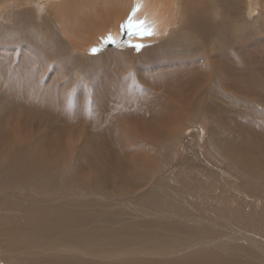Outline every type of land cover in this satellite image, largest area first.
I'll return each mask as SVG.
<instances>
[{
	"label": "bare ground",
	"instance_id": "6f19581e",
	"mask_svg": "<svg viewBox=\"0 0 264 264\" xmlns=\"http://www.w3.org/2000/svg\"><path fill=\"white\" fill-rule=\"evenodd\" d=\"M17 1L19 2L21 0H14L13 3L11 0H0L1 19L12 18V21L13 18L16 19L11 11L15 8H11L9 5L13 6ZM132 2L133 0H35L33 3L38 5L37 8L43 9L45 7L47 9L50 13L48 17L53 18L52 20H54L66 35L62 34L69 42L71 48L68 47L72 49L71 51L69 50L71 53L74 49L88 51L93 48L90 46V49H88L89 46L84 47L82 45L83 43L81 44L72 38L73 33L71 31L75 29L79 32L81 28L88 29V26L84 25V23L89 22V31H91V25H94L93 28H95L102 23L100 25L102 27L101 30L107 32L110 26L109 28L106 26L111 21L114 24L116 22L120 30L119 24L128 15ZM242 3L245 8L244 11L240 12ZM34 12L36 13L37 11ZM35 15L37 16V14ZM66 15L68 17V20H66L68 25L65 26L62 24L61 26V23H63L62 19ZM139 15L141 17L146 15L150 21L154 22L158 32L156 36L143 38L152 43L143 49L144 61L142 67L143 71L147 73V75H145L146 73L144 74L146 81L143 82L145 85L143 83V86H139L136 91H130V99L128 100L126 98V103H118L113 99L115 93L112 94L109 92L108 95H105L104 99L107 102L106 105L104 104L103 106L93 108L92 113L87 115L86 119H89L91 122H88L86 127L89 125V128L91 127L92 129H89V136L86 133L83 135L86 136L84 138L82 136V138L87 141L95 140V142H85L88 148L86 149L87 157H89L90 145L94 153L93 161H95L94 163L92 161L90 166H88L89 164H85L84 168L79 167L77 171L73 170V167L70 165L72 162L69 161L72 148L77 143L73 142V131L69 126L75 122L74 118L77 115L79 116L80 113L78 111L75 112L71 108V105L73 106L75 104L74 102L68 103L67 101L64 103L66 97L71 96L72 99V92L70 91L69 95L63 93L65 95L63 96V100L55 93L49 99V104H45L41 99V97L44 98V89L41 88L42 86L38 79L43 68H49L45 61H48V63H53L54 61L56 63L60 60L61 53L59 54V50L64 48L62 45L66 41L64 40V42L60 36L58 38L54 35L53 37L56 39L50 36L51 31L47 29V25L49 24L46 20H42L41 22L37 20L40 23L38 25L33 23L32 28L34 31L30 37L24 36L25 38L10 39V47L17 48V45L24 42L27 47L30 46V49L34 51L30 54L29 58L34 59L44 54V59L36 58L33 63L29 64L26 52L20 58H16L13 54L14 52H12V55L9 56L10 58L8 57L9 59H13L12 62L10 61L12 65L8 61L0 60V87L3 86L2 92L4 91L2 94L3 97H0V99L4 100L5 103L0 113V192L3 191V196L9 197L10 195H5V193L10 192V190L17 191L18 196L21 194L19 196L20 201L18 202L34 204L31 201L33 198L29 196L31 194L43 198L49 190H53L51 195L58 192L68 194L73 193V191L84 192L90 188L91 183H89V179L94 177L96 173H100L98 170L94 174L89 172V168H92L93 164L103 173H107L105 170H109L110 172H115L118 177L127 178V181L132 180L131 177L135 176L136 179H133V187L139 186L140 183L145 184L143 180H149L152 173L156 174L159 170L160 173L164 171L162 163L159 161L161 159L163 161V158L166 159V156L174 153L176 148L174 147L175 142L183 138V135H181V139L179 138L180 132L182 130H188L191 127L189 125L193 124L199 114L203 120L207 118L205 123H207V128L210 129L214 123L219 122V114L224 116L225 113L223 114V112H227V110H234L240 115H247L248 120L245 123L241 121L242 125L239 123L235 125V122L232 128L237 130V134H235V137L230 135L233 141L221 142L223 144L215 142L219 145L217 149L220 147L221 149L219 151L221 150L229 161L241 165L243 168L245 167L246 177L253 184L260 178L259 175L262 173L259 171V174H257L256 171L259 168L264 169V167H261L262 164H260L259 159L256 160L254 158L257 162L247 163V166L243 164L246 160L247 153L244 147L247 146L249 149L263 151L264 115L260 118L253 108H247L248 113H246L247 110H243V107H246V100L250 101V98L264 99V0H229V2L226 1L223 8L219 7L218 0H144V5ZM20 16L22 14L19 13ZM3 21L1 20L0 22L1 30H4L2 29L3 26L9 24V22L4 24ZM15 24L16 20L13 24L9 25L8 29L10 28L11 31L15 30L17 27ZM42 26H44V31L39 32L38 30ZM67 27H71L72 30L70 32L66 31L65 29ZM114 29L109 30L108 33L115 31ZM112 33H115V36L117 35V31ZM118 33L120 32L118 31ZM24 35L26 34L24 33ZM247 45L252 47H248ZM205 48H207V54L202 52V49L205 50ZM157 54H170L177 57V59H154ZM75 56L73 57L78 59L81 55H78L79 57ZM5 58L7 59V57ZM70 61L72 62V60ZM34 82H38L39 86H37L38 83L35 84ZM240 99L246 103H240ZM94 100H97V98ZM100 100L102 102L103 98ZM87 105L86 114H89L90 106L89 104ZM71 110H73L72 113H70ZM66 112L70 119L64 117L63 120L66 126H63L64 123L62 124L60 121ZM80 119L84 120V118ZM79 120L77 122H80ZM256 120L259 121L257 122ZM49 121H55L57 124H61L55 135L57 136V139H55L56 142L53 140L55 136L50 138V142H48L49 137L47 138L46 136L48 134L44 135L43 133L45 131L44 127ZM231 123L233 124V122ZM181 127L183 129L178 132L177 130ZM228 128L230 129V127H221L218 131L221 133L228 132ZM107 129L109 130L107 131ZM211 131L213 132L214 130L211 129ZM245 131H248V133ZM215 139L211 140L213 141ZM66 142H71L72 144ZM134 143L136 145L138 144L137 150L139 147H142V149L140 151L130 152L131 155L129 156H124L125 161L115 158V156L121 157V154H117L119 152L127 153V149L130 150L131 147L135 146H132ZM177 144L179 143L177 142ZM161 145L169 146L166 147L169 151H164L165 147L159 150ZM177 149L179 150V147ZM154 154H156V157ZM157 154L160 155V160L157 159V156H159ZM97 160H100L101 163H96ZM196 160L194 159L192 164ZM64 164H68L71 167ZM201 164V167L213 170L214 172L199 170L195 165L188 167L189 163L187 166L181 163L179 166H175L181 172L176 177L170 178L172 188L176 191L179 190V194L182 191V193L191 192L192 195L199 190L205 192L206 189H210L213 186V181L211 180H219L216 164L215 166L210 164L203 165V162ZM250 168H254V174L253 172H247ZM196 170H199V172H196ZM129 171L131 174L128 177L127 174ZM199 175L206 176V178L203 176L199 178ZM208 176L211 178H208ZM161 178L164 180L167 177L163 175ZM99 181H103L102 185L104 183L106 184L105 177L99 178ZM244 181L247 184L246 178ZM97 184L95 183V185ZM253 184H247V186L250 187ZM85 186L88 187L85 188ZM241 187L240 189H242ZM223 190L225 189L223 188ZM217 194L216 196H218ZM185 196L189 197V199L190 197L197 198L198 194L190 196L187 193ZM212 200L217 204L220 202L214 199ZM213 202L209 206H212V208L216 207L215 211L222 214L223 216H221L224 219L230 220L231 223H234L236 226L239 225L242 229L245 228L247 231H255V234L261 231L264 235V207H260V204L257 205L258 203H255L253 205L244 200L235 203H233L234 201L224 200L222 206L218 207ZM198 203L204 204V206L207 205L203 198H198ZM9 208L13 209L14 206H10ZM19 208L22 209L11 216L6 215L5 220L10 221L18 217L27 223H31L32 220L34 223L37 222L40 227L44 226L46 217L39 215L41 213H37V210L34 213L30 209H37L36 206H29L28 208V206L22 204L19 205ZM31 215L34 217H29ZM217 217L219 218L220 216ZM16 221L13 220V222L9 223L10 229L7 228L5 230L6 234L10 237L13 233L15 236L25 234V231L20 232L21 229L24 230L23 227H20L21 225L15 226ZM48 231H52L51 228ZM32 233L34 231H29L28 235L31 236L33 235Z\"/></svg>",
	"mask_w": 264,
	"mask_h": 264
},
{
	"label": "rangeland",
	"instance_id": "374dc122",
	"mask_svg": "<svg viewBox=\"0 0 264 264\" xmlns=\"http://www.w3.org/2000/svg\"><path fill=\"white\" fill-rule=\"evenodd\" d=\"M226 1L229 2V0H218L219 7L223 8ZM11 2L13 3L14 0H11ZM33 2H35V0H21L14 3L15 5L13 6L9 5L11 8H15L11 10L16 17V19L13 18V21L12 18H0V22L1 20H4V24L9 22V24L2 27L4 30H1L0 28V60L12 62L13 59H9L12 52H14L13 54L16 58H20L21 55L26 52L29 64L33 63L36 58H41L43 60L44 54L43 56L35 57L34 59L29 58L30 54L34 51L30 49V46L27 47L24 42L17 45V48H13V46L10 47L9 43L12 38L18 39L23 38L24 36L30 37L31 33L34 31L32 28L33 23L38 25L40 24L38 22H41L42 20L48 22L49 25H47V29L51 31L50 36L53 39H56L53 37L55 35L58 38L60 36L63 41H66H64L65 43L62 45L64 48L59 50V54L61 53L60 60L56 63H54V61L53 63H48V61L44 60L49 68H43L38 79L40 80L41 88L44 89V98L41 97V99L45 104H49V99L52 98L55 93L61 98V100H63V96H65L63 93L69 95L70 91L72 92V99L71 96L66 97L64 103L67 101L68 103L74 102L76 106L73 104V106L71 105V108L75 112L78 111V113H80L79 116L77 115L74 118L75 122L71 123V126H69L73 131V142H77L72 148L69 161L72 162L70 165L73 167V170L77 171L79 167L84 168L85 164H89L88 166H90L93 161V149L89 145V157H87L86 149L88 148L85 142H95V140L87 141L83 139L86 135L89 136V129H92L91 127L89 128V125L86 127L88 122H91L89 119H86L87 115L92 113L93 108L103 106L104 104L106 105L107 102H105L104 99L105 95H108L109 92L112 94L115 93L113 99L118 103H126L125 99H130V91H136L139 86H143V81H146V79H144V74L146 72L143 71L142 67L144 61L143 49L152 43L151 41L143 39L142 42L147 46L139 51L134 48L123 46L119 48L111 45L102 47L100 37L102 35L106 36L111 29L115 28V31H111V34L116 37L117 40L121 39V33H118V31L120 32L118 24L116 22L114 24L113 21H111L112 23L109 22L106 27L109 28L110 26V28L107 32H103V30H101L102 27L100 26L102 23L95 28H93L94 25H91V31H89L88 22L84 23V25L88 26V29L81 28L82 31L80 30L78 32V30L76 31L75 29L71 31L72 28L67 27L65 30L69 32L71 31L73 33L72 38L76 39L81 44L83 43L82 45L84 47L89 46L88 49H90V46L102 47V50L93 54L91 52L92 48L88 51L74 49L70 53L72 49H70L69 42L65 38L66 35L61 31L54 20H52L53 18L48 17V15L50 16V13L47 9L45 7L43 9L37 8L38 5ZM244 8L245 6L242 3L240 12L244 11ZM34 11L37 12L35 13ZM19 13L22 14V16L19 17ZM33 13L37 14V16ZM15 20V26L17 27L15 30L11 31L8 27L13 24ZM66 20H68L67 15L62 19L63 23H61V26L62 24L65 26L68 25ZM43 28L44 26L38 31L43 32ZM83 29L85 32H83ZM116 31L117 35L115 36V33L112 32ZM24 33L26 35H24ZM92 39H95V41ZM123 39L133 40L134 42L139 40L138 37L129 35H125ZM98 44H100V46H98ZM247 46L252 47L249 45ZM254 46H256V44H254ZM23 49H25V51H23ZM206 49L207 48H205V50L202 49V52L207 54L208 52H206ZM62 52L64 53L62 54ZM78 55H81V58ZM73 56L79 58L77 59ZM5 57H7V59ZM155 58L177 59V57L170 54H157L154 59ZM70 60H72V62ZM11 62L9 64L12 65ZM145 75H147V73ZM34 83L37 84L38 82ZM37 86H39V83ZM2 88L3 86L0 87V97H3L2 94L4 93V91L2 92ZM95 98H97V100H94ZM102 98L103 101L101 102L100 99ZM262 100L264 99L250 98V101L246 100L247 105L246 107H243V110H247L246 113H248V109L253 108L261 118V116L264 115V101ZM239 102L246 103L242 101V99H240ZM4 104V100L0 99V113L3 110L2 106L4 107ZM87 104L90 106L89 114H86L88 108ZM73 110H71L70 113H72ZM224 113V116L219 114V122L217 121L214 123L210 129L207 128V123H205L207 118L203 120L200 114L194 120L193 124L189 125L191 127L188 130H182L185 126L178 129V132L180 130L183 131H181L180 134L178 133L180 139L183 137L181 140L177 141L181 144L179 145L175 142L174 146L176 148L179 147V150H176V148L175 150L173 149L175 154L170 153L169 156L165 157L166 159L163 158L164 163L162 159L160 160V155L157 154L159 155L157 156V159L162 163L165 172L163 171L160 173L159 170V174L158 172H156V174H150L151 177H149V180H143L145 184L140 183L139 186L133 187V179H136L135 176L131 177L132 180L127 181V178L118 177L115 172L105 170L107 173H103L93 164V167L89 168L90 171H88L94 174L98 170L100 173H96L94 177L89 179V183H91L92 186H89L88 183L90 188L81 193L80 191H73V193L70 194L58 192L51 195L53 190H49L43 198L39 196L36 197L33 194L29 195L30 198L34 199H31L34 204H26L18 202L20 201L19 196L21 194L18 196L17 191L10 190V192L8 191V193H5V195L9 194V197L3 196V191H1L0 264H264V235L261 231L258 232V234L257 232L255 234V231H247L245 228L242 229L239 225L236 226L234 223H231L230 220L224 219L222 214L215 211L216 207L212 208V206H209V204L213 202L212 199H214L215 201H220L219 204L213 202L218 207L222 206L224 200H230L231 202L234 201L233 203L242 202L244 200L253 205L258 203L257 205L260 204V207H264V169L259 168L256 171L257 174H259V171L262 174L259 175L260 178L254 182V184L256 183L254 185L252 181L246 177L245 167L243 168V166L229 161L225 154L221 152V150L219 151L221 148L218 147L217 149V146L219 145L215 142L221 143L233 141L230 135L235 137V134H237V130L232 128L234 127L235 122V125L237 123L242 125L241 121H244L245 123V121L248 120L247 115H240L234 110H227V112H223V114ZM64 117L69 118L67 112L61 117L60 121V123H64L63 126H66L63 120ZM80 118H84V120H81ZM78 120L80 122H77ZM256 121L258 122L259 120ZM231 122H233V124ZM47 125H45L47 129L44 127L46 132L43 130V133L44 135L48 134L46 136L47 138L49 137L48 142H50V138L57 134L59 130L58 127L61 124H57L55 121H49ZM54 126L57 127L55 128ZM81 126H84V128ZM221 127H230V129L228 128V132L221 133L218 131ZM211 129L217 134L213 133L214 131L212 132ZM108 130L109 129H107V131ZM54 132L56 133L53 134ZM246 133H248V131ZM84 134L86 135L83 136ZM181 135L183 136L181 137ZM214 138L216 139L212 141L211 139ZM55 139H57V136L53 137V140ZM54 142H56V140ZM66 143L72 144L71 142ZM137 145L134 143L132 145L134 147H131L130 150L127 149V153H117L119 155L121 154V157L115 156V158L125 161L123 158L124 156H129L131 155L130 152H136L142 149V147H139L137 150ZM161 146L159 147V150L160 148L165 147L164 151H169L168 148L166 149V147L169 146ZM244 148L247 150L246 160L243 163L245 166L249 163H255L257 162L256 160L259 159L260 164H262L261 167H264V149L261 151L249 149L247 146ZM210 149L213 150L211 151ZM222 154L224 155L222 156ZM154 155L156 157V154ZM83 159L85 160V163L83 162ZM194 159L197 160L192 164ZM180 162L186 166L189 163L188 167L195 165L199 170L201 169L205 171L208 169L201 167L202 162L203 165L210 164L215 166L216 164L219 180H211L213 181V188L206 189V194L200 190L194 195H192L191 192H183V194L182 191L179 194V190L176 191L172 188L170 178L176 177V175L181 172L175 167L179 166V164H181ZM96 163L100 164L101 161L97 160ZM64 165L70 166L68 164ZM199 170H196V172H199ZM254 171V168H250L247 172H253L254 174ZM207 172L213 173L214 171L208 170ZM129 174H131L130 171L127 174L128 177L130 176ZM162 174L164 176L166 175L167 178L163 180L161 178V176H163ZM202 176L199 175V178H202ZM101 177L106 178V184L104 183L102 185L103 181H99V178ZM203 177L206 178V176ZM208 178L211 177L208 176ZM245 178L247 179V184L253 185L250 187L247 186L244 181ZM111 180L113 183H110ZM95 183H98L97 185L99 187L95 185ZM71 185L74 186L73 184ZM87 187L85 186V188ZM240 187L243 190L240 189ZM223 188L225 190H223ZM187 193L190 196H195L196 194H198V196L197 198L190 197L189 199V197L185 196ZM215 193H218L217 195L221 196L218 197ZM11 194L13 195L11 196ZM252 194H255V196L253 197ZM198 198L205 199L207 205L204 206V204L198 203ZM22 204L28 206V208L29 206H36L37 209H30H32L33 212L37 210V213H41L39 215L46 217V221L44 222V226L40 227L37 222L34 223V221L31 220V223H27L26 221L15 217L13 220H18L15 222V226L21 225L20 227H23L24 230L21 229L20 232L22 233L25 231V234L15 236L13 233L10 237L6 234L5 230H7V228L10 229L9 223L13 222V220L11 219L10 221H7L5 220V216H11L17 213L18 210L22 209L19 208V205ZM10 206H14V208H9ZM217 216L220 217L218 218ZM29 217L34 216L31 215ZM49 228H51L52 231H48ZM214 230L215 232H213ZM29 231H34V233H32L33 235H28Z\"/></svg>",
	"mask_w": 264,
	"mask_h": 264
},
{
	"label": "snow or ice",
	"instance_id": "6c2138e0",
	"mask_svg": "<svg viewBox=\"0 0 264 264\" xmlns=\"http://www.w3.org/2000/svg\"><path fill=\"white\" fill-rule=\"evenodd\" d=\"M143 5L144 0H133L128 15L120 24L121 39L117 40L111 33H108L106 36L101 37L102 47L111 45L119 48L123 46L139 51L147 46L142 42L143 38L158 35L154 22L150 21L146 15L143 17L139 15ZM125 35L138 37L139 40L134 42L133 40L123 39ZM102 47L94 46L91 52L96 54L102 50Z\"/></svg>",
	"mask_w": 264,
	"mask_h": 264
}]
</instances>
